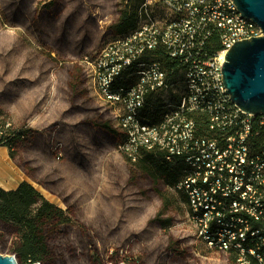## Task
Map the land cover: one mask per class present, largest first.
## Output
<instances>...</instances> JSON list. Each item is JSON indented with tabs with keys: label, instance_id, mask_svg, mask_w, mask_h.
Returning a JSON list of instances; mask_svg holds the SVG:
<instances>
[{
	"label": "rangeland",
	"instance_id": "374dc122",
	"mask_svg": "<svg viewBox=\"0 0 264 264\" xmlns=\"http://www.w3.org/2000/svg\"><path fill=\"white\" fill-rule=\"evenodd\" d=\"M118 1L0 0V111L32 132L12 161L70 219L45 236L44 264H233L195 239L174 192L136 172L99 127L115 122L87 60L111 39ZM158 193L170 203L165 230L153 222ZM15 241L0 223V254Z\"/></svg>",
	"mask_w": 264,
	"mask_h": 264
},
{
	"label": "built area",
	"instance_id": "2783aa9c",
	"mask_svg": "<svg viewBox=\"0 0 264 264\" xmlns=\"http://www.w3.org/2000/svg\"><path fill=\"white\" fill-rule=\"evenodd\" d=\"M261 35L233 0H139L134 29L112 34L87 60L118 153L129 163L158 152L182 164L172 191L185 199L192 235L235 253V264H250L247 255L264 264V115L232 103L221 65L236 41ZM17 129L0 111V141Z\"/></svg>",
	"mask_w": 264,
	"mask_h": 264
},
{
	"label": "trees",
	"instance_id": "16d2710c",
	"mask_svg": "<svg viewBox=\"0 0 264 264\" xmlns=\"http://www.w3.org/2000/svg\"><path fill=\"white\" fill-rule=\"evenodd\" d=\"M138 2L139 0L118 1V17L110 27V32L113 35L127 33L134 29ZM154 57L164 61L166 67L173 66L161 52L160 54L155 53ZM151 112L153 111H148L150 114ZM99 127L118 142L120 135L114 127H110L105 123L99 125ZM31 133L28 129H17L12 136L0 141V147L7 148L9 158L13 159L17 145L20 142L29 140ZM130 165L136 172L142 173L152 181L161 182L165 188L171 190L183 175L182 164L179 162H166L163 155L158 152L145 153L137 162L130 163ZM174 194L177 197V202L184 205V197L176 192ZM158 197L161 206L153 222L159 228L165 230L170 226V220H162L161 215L169 210L170 203L163 199L160 193H158ZM0 223L8 224L15 229L17 241L13 243L11 253L15 256L18 264H44L47 256L45 236L55 231L56 227L66 226L70 223V219L66 212L41 199L40 194L32 185L21 182L14 190L5 191L0 188ZM227 254L231 262L235 264L236 254L230 251ZM246 257L250 264H256L252 257L249 255Z\"/></svg>",
	"mask_w": 264,
	"mask_h": 264
},
{
	"label": "water",
	"instance_id": "95a60500",
	"mask_svg": "<svg viewBox=\"0 0 264 264\" xmlns=\"http://www.w3.org/2000/svg\"><path fill=\"white\" fill-rule=\"evenodd\" d=\"M241 16L254 22L261 36L236 41L226 51L221 73L232 103L252 115H264V0H233ZM0 264H18L0 254ZM39 264V263H34Z\"/></svg>",
	"mask_w": 264,
	"mask_h": 264
},
{
	"label": "crops",
	"instance_id": "0c3cea01",
	"mask_svg": "<svg viewBox=\"0 0 264 264\" xmlns=\"http://www.w3.org/2000/svg\"><path fill=\"white\" fill-rule=\"evenodd\" d=\"M21 182L29 183L9 158L7 148L0 147V188L5 191L14 190Z\"/></svg>",
	"mask_w": 264,
	"mask_h": 264
}]
</instances>
